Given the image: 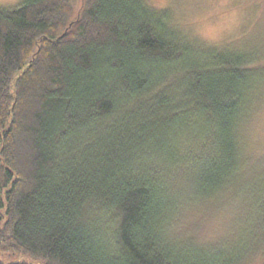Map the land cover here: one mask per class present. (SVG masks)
Listing matches in <instances>:
<instances>
[{
  "label": "trees",
  "instance_id": "trees-1",
  "mask_svg": "<svg viewBox=\"0 0 264 264\" xmlns=\"http://www.w3.org/2000/svg\"><path fill=\"white\" fill-rule=\"evenodd\" d=\"M141 11L0 9V252L24 258L0 264H264V162L210 118L228 111L229 83L259 71L264 43L189 63ZM169 206L198 224L230 210V234L163 244L149 225Z\"/></svg>",
  "mask_w": 264,
  "mask_h": 264
},
{
  "label": "clouds",
  "instance_id": "clouds-1",
  "mask_svg": "<svg viewBox=\"0 0 264 264\" xmlns=\"http://www.w3.org/2000/svg\"><path fill=\"white\" fill-rule=\"evenodd\" d=\"M257 5L264 8V0H142L148 12L138 14L174 45L184 60L199 63L210 54L225 50L241 53L251 47L257 34L252 10ZM259 33L264 43V20H260ZM259 63L258 72L250 68L247 77L227 85L223 106L228 111L210 116L214 131L234 146L238 156L253 163L264 162V59ZM231 227L226 225L215 235H206L210 226L187 221L182 206L162 208L149 225L163 244L190 236L201 245L218 243L230 234ZM105 239L111 240V233ZM185 264H192V259Z\"/></svg>",
  "mask_w": 264,
  "mask_h": 264
},
{
  "label": "rangeland",
  "instance_id": "rangeland-1",
  "mask_svg": "<svg viewBox=\"0 0 264 264\" xmlns=\"http://www.w3.org/2000/svg\"><path fill=\"white\" fill-rule=\"evenodd\" d=\"M23 1H25V0H4L3 3H0V9L1 8H7V9L16 8ZM252 14H253L254 18L257 19V34H256V37L254 39V42H253L252 46L251 47H246V49L252 48V47H255V46H259L262 43L260 41V39H259V35H260L259 26H260V20H264V8H262L259 5H257V7H255L252 10ZM222 211L223 212H221L220 214L225 212V210H222ZM231 213L232 212L230 210H226V213L224 215H218L217 217L208 220L207 224L210 226V231H208L205 234L206 235H215L217 230L225 227V225L223 223L227 222V219H229V217H232ZM0 259L4 260V261H7V262H15V261H22L24 258L22 256H20V255H13V254L1 253L0 252Z\"/></svg>",
  "mask_w": 264,
  "mask_h": 264
}]
</instances>
